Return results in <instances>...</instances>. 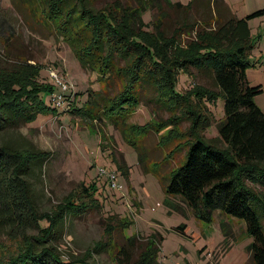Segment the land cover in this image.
<instances>
[{
    "label": "rangeland",
    "instance_id": "374dc122",
    "mask_svg": "<svg viewBox=\"0 0 264 264\" xmlns=\"http://www.w3.org/2000/svg\"><path fill=\"white\" fill-rule=\"evenodd\" d=\"M138 1L87 0L86 3L98 10L112 7L114 3L135 6ZM168 1L186 5L191 0ZM224 3L195 0L185 9L170 5L166 0H152L147 4L148 8L141 11L143 30L154 34L158 29L157 21H160L159 29L170 36L182 22L193 27L203 25L205 19L213 18L215 7L222 13L220 20L228 15L235 14L240 18L254 10L264 9V0H224ZM42 10H46L45 0H0V79L25 75L29 71L24 67L39 66L37 79L52 89L39 92L44 112L36 113L32 120L17 127L2 129L0 145L27 152H48V157L31 163L26 173L38 214H53L55 205L69 192L77 190L80 184L94 182L93 197L98 203L97 207L80 214L65 216L59 236L45 244H51L54 252L67 264H80L76 260L87 264H116V248L124 243L125 237L137 233L142 239L158 231L163 235L157 255L159 264H253L248 251L252 237L241 219L216 210L209 222L202 221L194 217L178 197H171L164 191L165 176L183 160L189 143L195 137L192 130L190 133L188 130L191 119L180 113L181 107L169 108L159 99L156 84L149 82L141 85L140 102L126 116V124L132 127L154 125L175 114L179 122L175 128L168 122L149 129L141 137L135 135L138 148L128 141L129 131L123 132L110 122L104 125L90 121L66 109L68 103L81 108L87 99L100 102L102 97H113L121 90L124 79L120 74H113L107 82L100 81L95 72L82 67L70 46L57 35L52 25L45 22ZM247 22L251 48L245 74L249 85L261 87L254 101L264 112V13ZM194 33V30L191 33L179 32L178 42L183 45ZM117 63V67L124 65L125 60ZM62 84H66V89ZM196 85L212 89L210 95L200 99L201 113L198 114L207 116L209 122L199 134L203 140L224 148L217 128L224 118V99L211 72L199 71L195 67L189 70L175 68L172 89L176 94L190 93L188 98L194 101ZM57 95L62 96L59 103ZM184 111L187 113V108ZM170 130H174L168 136L170 140L160 145L158 140ZM103 132L107 137L106 145L101 141ZM121 158L125 168L119 170L115 160ZM101 168L106 173H101ZM112 171L117 175V188H112L108 182L107 172ZM246 183L264 194L261 185ZM110 216L125 219L128 224L122 230H114L108 239L104 229ZM262 222L264 224V219ZM181 223L186 225L184 234L174 230ZM39 224L46 226L47 222L40 221ZM38 233L33 224L11 228L1 223L0 257H8L10 252ZM141 239L138 247L130 250L132 260L144 243Z\"/></svg>",
    "mask_w": 264,
    "mask_h": 264
},
{
    "label": "trees",
    "instance_id": "16d2710c",
    "mask_svg": "<svg viewBox=\"0 0 264 264\" xmlns=\"http://www.w3.org/2000/svg\"><path fill=\"white\" fill-rule=\"evenodd\" d=\"M86 1L45 0L46 10H42L45 22L52 25L57 35L70 46L82 67L95 72L97 78L105 82L113 74H120L124 84L111 98L102 97L100 102L87 99L81 108L68 103L66 109L90 121L104 125L110 122L123 132L129 131L128 141L138 148L135 135L141 137L149 129L168 122L175 128L179 122L175 114L154 125L132 127L126 124V116L140 102L141 85L144 82L156 84L159 99L169 108L181 107L180 113L191 119L189 133L192 130L191 134L195 135L183 160L165 176V193L178 197L194 217L202 221L209 222L216 210L241 219L252 237L248 245L251 261L264 264V194L246 183L254 182L264 188V112L254 101L261 87L249 85L245 74L251 48L247 21L263 14L264 9L254 10L244 17L228 15L220 20L222 13L215 7L213 18L205 19L203 25L193 27L182 22L170 36H166L159 29L160 21H157L158 29L154 34L143 30L141 11L148 8L147 4L152 0H139L137 5L127 7L114 3L112 7L98 10L89 7ZM194 1L182 5L166 0L170 5L185 9ZM212 1L213 4L217 1L225 4L224 0ZM192 30L194 36L180 44L178 33H191ZM202 49L207 50L202 53ZM121 59L125 64L117 67V61ZM180 67L211 72L224 99V118L217 125L218 137L225 144L224 148L203 140L199 134L209 122L207 116L198 114L201 113L200 99L210 95L212 89L196 85L194 101L188 98L190 93L176 94L172 87L175 68ZM24 69L29 71L25 75L0 79V131L17 127L32 120L36 113L44 112L39 92L52 89L37 79L39 66ZM184 108L189 112L185 113ZM174 130L166 132L158 143L164 145L168 142V136ZM106 138L103 132L101 141L105 145ZM46 157L48 152H27L0 145V224L11 228L33 224L39 231L37 236L29 239L30 242L20 244L8 257H0V264H67L54 252L53 246L45 242L59 236L65 216L77 215L98 206L93 197V182L80 184L77 190L69 192L55 205L53 214H38L26 173L31 163ZM115 165L119 170L124 169L123 158L115 160ZM108 219L104 229L108 239L114 230H122L128 224L125 219H115V216ZM40 221H46L47 225L40 226ZM185 229L184 223L174 227L181 234ZM140 239L137 233L125 237L124 243L116 248L115 263L159 264L157 255L163 235L154 231L143 237L144 243L132 260L130 250L138 247ZM75 262L87 264L83 260Z\"/></svg>",
    "mask_w": 264,
    "mask_h": 264
},
{
    "label": "built area",
    "instance_id": "2783aa9c",
    "mask_svg": "<svg viewBox=\"0 0 264 264\" xmlns=\"http://www.w3.org/2000/svg\"><path fill=\"white\" fill-rule=\"evenodd\" d=\"M53 75H55V73H53ZM54 77H56V75L54 76ZM60 82V81H59ZM62 83V82H61ZM62 86H63V88H65L66 89V84H62ZM57 97V102L59 103V102H61L60 101V99H62V96L61 95H57L56 96ZM55 97V98H56ZM54 98V97H53ZM100 172L101 173H106V171L104 170V169H100ZM107 177H108V182H109V184H110V186L112 187V188H117V185H116V174L112 171V172H107Z\"/></svg>",
    "mask_w": 264,
    "mask_h": 264
},
{
    "label": "crops",
    "instance_id": "0c3cea01",
    "mask_svg": "<svg viewBox=\"0 0 264 264\" xmlns=\"http://www.w3.org/2000/svg\"><path fill=\"white\" fill-rule=\"evenodd\" d=\"M234 14V13H233ZM235 15V14H234Z\"/></svg>",
    "mask_w": 264,
    "mask_h": 264
}]
</instances>
